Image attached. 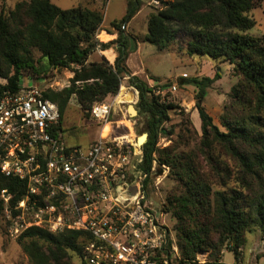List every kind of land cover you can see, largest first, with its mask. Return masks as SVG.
<instances>
[{
  "label": "trees",
  "instance_id": "trees-1",
  "mask_svg": "<svg viewBox=\"0 0 264 264\" xmlns=\"http://www.w3.org/2000/svg\"><path fill=\"white\" fill-rule=\"evenodd\" d=\"M160 1L161 8H155L149 15L148 32L142 36V42L165 51L184 38L186 55L227 61L233 74L240 78L233 88V97L242 114L225 111L221 124L226 131L214 123L204 105L207 89L220 78V73L181 81L194 84L197 89L200 151L210 163L208 172L202 171L189 154L177 152L172 145L159 146L164 123L174 106L163 101L147 80L134 75L127 66L130 38L135 46L139 39L125 29L141 10V0H128L126 14L110 23L118 37L107 43L97 37L104 29V13L100 9L82 4L62 9L52 0H22L1 10L0 78L5 82L0 84V95L4 90H19L26 75L39 76L50 69L71 70L70 86L44 92L45 97L59 106L57 133L62 134L63 117L72 96H76L81 110L89 115L94 104L117 95L127 77L129 85L139 94L138 116L146 120L148 140L142 146L145 187L151 181V168L156 160L158 168L163 165L170 168V175L183 188L178 195L169 194L163 206V211L175 219L176 244L182 260L194 264L198 253L210 252V264H227L221 261V256L223 249L229 248L238 261L249 230L257 228L264 236V39L248 34L256 25L250 13L261 0ZM113 45L117 51L114 64L105 57L90 61L95 51ZM35 51L41 54V60L35 58ZM216 150L223 151L235 168L219 158ZM230 181L234 184L227 186ZM214 182L223 188L214 189ZM1 192L10 196L9 204L14 207L25 197L27 183L0 170ZM4 209V200L0 199V217ZM88 238L82 231L54 233L31 227L18 237V242L31 264H73L72 255L83 264V248Z\"/></svg>",
  "mask_w": 264,
  "mask_h": 264
},
{
  "label": "built area",
  "instance_id": "built-area-1",
  "mask_svg": "<svg viewBox=\"0 0 264 264\" xmlns=\"http://www.w3.org/2000/svg\"><path fill=\"white\" fill-rule=\"evenodd\" d=\"M161 8L160 0H150ZM113 105L94 104L92 117L112 124L109 138L86 148L58 134L60 110L38 86L0 95V170L27 183L14 207L1 192L11 237L31 227L88 234L83 264H190L182 260L170 228L148 200L144 153L136 135H118ZM157 161H153V172ZM198 259V260H197ZM194 264H210L208 260Z\"/></svg>",
  "mask_w": 264,
  "mask_h": 264
},
{
  "label": "rangeland",
  "instance_id": "rangeland-1",
  "mask_svg": "<svg viewBox=\"0 0 264 264\" xmlns=\"http://www.w3.org/2000/svg\"><path fill=\"white\" fill-rule=\"evenodd\" d=\"M22 0H0V12L3 9L12 8L16 2ZM141 10L130 20L126 29L129 34L138 33V48L131 49V42L128 51L127 66L135 75L148 81L156 95H160L163 101L173 104L169 111V120L164 123V133L160 135L159 146H173L177 152L189 154L198 162L202 171H209L210 163L201 155L200 142L202 139L201 120L195 108L197 89L194 84L181 83L182 80L194 77H214L216 72L220 73L213 85L207 89V96L204 105L213 121L223 131L226 129L221 124V117L226 110L232 113L242 114L241 109L236 105L233 97V88L237 86L240 78L233 74L232 66L227 61L214 60L208 56H189L185 54L184 38L172 43L170 48L160 51L157 46L142 42L141 38L148 32L147 22L149 15L157 8L150 0H141ZM62 9H68L79 4L91 8L100 9L104 13L105 30H111L110 23L120 20L127 9L128 0H52ZM250 15L255 19L256 25L248 34L264 39V0L254 8ZM101 32V31H100ZM99 32V33H100ZM103 38H110L106 32ZM135 42V41H134ZM35 58H41V54L35 51ZM41 60V59H40ZM73 72L68 69H50L46 72L33 76H25L22 86H38L43 90L60 91L71 85ZM150 78H156L153 81ZM150 79V80H149ZM5 80L0 78V84ZM169 84L168 86H164ZM132 86L125 77L122 86L115 96L107 97L112 103L113 111L110 113L109 121L114 122V130L118 135L133 131L138 137L146 132V120L142 116L133 114L129 108L134 106L139 99V94L130 90ZM128 121V123H127ZM109 125V124H108ZM103 122L95 120L91 112L84 113L76 96H72L63 117L62 138L69 145H79L86 148L96 142L100 135L111 134L113 127L107 128ZM264 131V128L262 129ZM134 136V135H133ZM216 155L225 160L232 169L235 165L223 151L216 150ZM150 183L147 186L148 200L154 207L162 212L161 220L170 228L172 237L175 238V219L169 213L163 211L164 203L169 194H180L183 191L182 185L170 175V168L163 165L158 168L156 164L150 176ZM230 181L227 186H232ZM214 189H222L218 183H213ZM0 199H2L0 194ZM8 218L2 213L0 217V264H31L28 256L18 242V237H11L8 232ZM181 255V254H180ZM210 261V252L198 253L196 259ZM198 260V259H197ZM221 261L227 264H264V236L257 228H252L246 233V243L239 250L238 261L233 251L224 248ZM73 264H79L78 258L72 255Z\"/></svg>",
  "mask_w": 264,
  "mask_h": 264
},
{
  "label": "crops",
  "instance_id": "crops-1",
  "mask_svg": "<svg viewBox=\"0 0 264 264\" xmlns=\"http://www.w3.org/2000/svg\"><path fill=\"white\" fill-rule=\"evenodd\" d=\"M105 22H103V25H104ZM106 24V23H105ZM126 30V33H128L127 29ZM102 32H106L108 35H110V38H107V39H104L103 36L104 34H102ZM134 35H138V33H134ZM98 39L101 40L102 42H110V41H113L115 40L117 37H118V32L117 30L111 28V31H107L105 29H102L101 32L98 34ZM139 42V41H137ZM137 48H138V44H137ZM103 57H105L110 64H114L115 60H116V57H117V51L114 47V45L107 49V50H101V49H98L97 51H95L91 56H90V61H99L101 60ZM132 73L135 75V72L132 71ZM143 79V78H142ZM145 80V79H144ZM130 90H132V92L135 90H133L132 88H129ZM136 91V90H135ZM137 93V92H136ZM130 109V108H129ZM131 110V109H130ZM111 124H109L107 126L110 127ZM112 126V125H111ZM107 134L108 136L110 135L109 133H105Z\"/></svg>",
  "mask_w": 264,
  "mask_h": 264
},
{
  "label": "water",
  "instance_id": "water-1",
  "mask_svg": "<svg viewBox=\"0 0 264 264\" xmlns=\"http://www.w3.org/2000/svg\"><path fill=\"white\" fill-rule=\"evenodd\" d=\"M130 42H131V49L133 50L135 48V45H134V39L132 37L130 38ZM133 89H135V88H133ZM136 92H137V90H136ZM131 111L133 112V114H137L138 113L137 109H135L134 106H131ZM147 140H148V133L145 132L140 137H138V143L140 144L139 147L142 148V146L147 142ZM156 212H157V215H159L160 210L156 209Z\"/></svg>",
  "mask_w": 264,
  "mask_h": 264
},
{
  "label": "bare ground",
  "instance_id": "bare-ground-1",
  "mask_svg": "<svg viewBox=\"0 0 264 264\" xmlns=\"http://www.w3.org/2000/svg\"><path fill=\"white\" fill-rule=\"evenodd\" d=\"M130 109H131V107H130ZM130 109H129V111H130ZM127 123H128V121H127ZM108 124H110V123H107V124H105L104 126H106V125H108ZM133 135H134V132L133 131H130V133H129V135L127 136V138L129 139V138H131V137H133ZM100 137H101V139L102 140H106V139H108L109 138V136L107 135V134H103V135H100ZM136 139H137V137H136ZM139 143H137V147H139Z\"/></svg>",
  "mask_w": 264,
  "mask_h": 264
}]
</instances>
